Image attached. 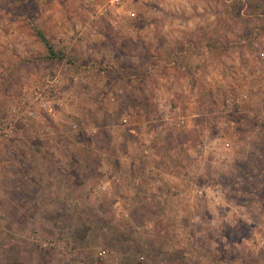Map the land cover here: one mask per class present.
Wrapping results in <instances>:
<instances>
[{
    "label": "rangeland",
    "instance_id": "rangeland-1",
    "mask_svg": "<svg viewBox=\"0 0 264 264\" xmlns=\"http://www.w3.org/2000/svg\"><path fill=\"white\" fill-rule=\"evenodd\" d=\"M0 264H264V0H0Z\"/></svg>",
    "mask_w": 264,
    "mask_h": 264
},
{
    "label": "trees",
    "instance_id": "trees-1",
    "mask_svg": "<svg viewBox=\"0 0 264 264\" xmlns=\"http://www.w3.org/2000/svg\"><path fill=\"white\" fill-rule=\"evenodd\" d=\"M37 36L40 38V40L42 41V43L44 44L45 48L48 51V55L50 57L56 58V52L53 50V48L49 45L48 41L45 39V37L42 34H37Z\"/></svg>",
    "mask_w": 264,
    "mask_h": 264
}]
</instances>
